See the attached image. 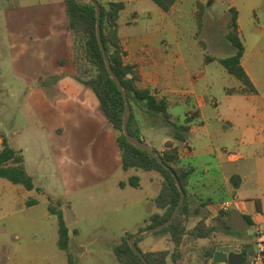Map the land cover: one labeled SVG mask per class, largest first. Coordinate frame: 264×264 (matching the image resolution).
Returning a JSON list of instances; mask_svg holds the SVG:
<instances>
[{
    "label": "crops",
    "instance_id": "obj_1",
    "mask_svg": "<svg viewBox=\"0 0 264 264\" xmlns=\"http://www.w3.org/2000/svg\"><path fill=\"white\" fill-rule=\"evenodd\" d=\"M21 1H23L21 9L38 6L32 5L29 0ZM100 1L102 3L107 1L124 3V8L120 11L116 21L119 43L123 51V63L137 66L141 77L138 86L148 88L151 94L157 98L167 99L170 103L169 110L178 105H182L184 108L188 107L183 121L176 122L181 124L185 122L186 118H189L190 121L187 124L190 127V136L201 128L210 133L214 125L211 126V121L206 119L205 107L214 106L213 100H206L199 93L197 87L201 79L200 72L204 71V65L207 64V61L204 62L205 55L200 53L197 58V55L194 57L191 52L188 54L173 23L177 19L185 21L182 18L184 14H188L196 21V1L204 6V13L213 21L214 14L219 9L216 5L221 0H177L168 12L163 11L152 0ZM39 6L42 7L40 13H35L31 19L21 24V31H15V29L11 31V25L8 24L9 34L22 38L24 42L51 39V57L53 56L55 64L54 70L47 76L57 77L54 86L74 88L84 98L94 97L92 89L79 82L75 77V68L71 61L73 38L69 35L65 1L42 0ZM227 7L230 13L229 20L230 10L236 11L238 38L244 45L241 65L257 91L253 95H244L240 92H235V94L257 101L254 109L245 110L250 111L245 112L242 120L250 121L251 117L255 115L262 122L257 131L261 137L262 147L258 153V160L256 159L250 168L244 167L243 164L240 166L237 164L236 158L239 159L241 156L234 159L227 156L223 158L225 155L221 152L224 156L221 157L222 160L218 161V168H213L212 172L210 168H205L200 171L202 176H198L196 174L198 167L190 162L193 157L190 137L187 141H183L186 148H184L183 142L179 144L180 164L190 172L185 192L189 211L185 222L186 228L191 229L197 222L203 220L206 225L213 226L215 232L211 238H200L187 242L177 249L173 248L167 234L151 233L141 237L137 245L143 252L166 249L172 252V257L168 256V264H210L205 260L204 248L211 241L216 242V246L231 245L241 249V252L244 249L246 255L243 256L246 258L254 251L258 243V236L251 234V231L256 227L261 230L260 239L264 240V197L257 195L255 191L248 194L253 191L254 185L264 180V171L261 169V160H259L264 157V134L262 132L264 129V0H229ZM10 11L14 13L15 9L10 8ZM25 14L20 11V15L15 14L12 19L20 20ZM143 17L146 18L145 21L139 23ZM41 25L46 26V33L38 31ZM25 29H31V31ZM191 34L195 37L198 33L192 31ZM41 76L43 77V75ZM42 77L39 76L41 86L47 82L41 80ZM241 86L240 83L236 85L235 89L238 90ZM227 93L229 92L227 91ZM190 107H192L191 111H189ZM100 111L102 113L101 107ZM133 112L140 138L149 147H154L159 151L163 149L166 141L172 140L171 129L161 115L146 112L139 106H135ZM235 112L237 116L240 109L236 108ZM102 115L104 116L103 113ZM174 118L177 117L174 116ZM174 118L172 117V120L175 121ZM83 125L89 129L91 126L94 127V134L99 138V150L108 154L109 157L104 162L99 160L97 166L92 168L96 174H91L90 171L87 174L85 171L83 174L80 184L84 186V193L88 191L93 194L92 198L84 196L83 201V196L81 197V194L75 191L79 183L72 188L71 192H68L74 201L84 205L80 216L73 217L72 228L66 223L70 234L69 251L74 257V264H120L113 253L114 246L121 241L124 235L139 232L138 229L145 224L148 216L160 211L156 207L155 197L161 187V176L152 170L123 169L121 152L116 142V131L112 125L102 127L92 118L84 119ZM54 130L62 132L59 126ZM82 130L85 129L82 128ZM77 135L85 138L84 132ZM17 150L22 153L21 149ZM78 162L81 167L85 166L84 159L79 158ZM24 165L29 173L25 160ZM207 174L212 179L210 183L215 182V186L220 192L215 198L200 193V187L206 185ZM132 176L139 179V186L133 187L126 183ZM121 182H124L125 185L120 186ZM34 185L42 188V192L38 193L34 189L26 190L20 185L18 192L22 198H25L18 206L32 208L40 205L41 202L35 197L37 203L26 206V200L31 197H28V194L33 191L37 194H49L43 204L44 212L41 220L33 222L34 224L40 222L42 226L44 222V228L40 231L41 236L33 242L36 244L35 250H32L27 242L14 246V253L9 264H66V254L57 245V219L50 223L45 220L50 215L55 216L49 212L48 204L50 203L49 198L53 202L52 197L56 196L51 193L48 187L35 183ZM233 195L241 200L238 207L220 215L219 203ZM60 209L66 222L72 208L68 207V213L65 211V206L62 205V208L60 206ZM20 226L23 228V225ZM240 229L245 231L244 241L219 237V234L228 235L230 232L236 234L233 236H239ZM155 244H161V247L155 249Z\"/></svg>",
    "mask_w": 264,
    "mask_h": 264
},
{
    "label": "rangeland",
    "instance_id": "obj_2",
    "mask_svg": "<svg viewBox=\"0 0 264 264\" xmlns=\"http://www.w3.org/2000/svg\"><path fill=\"white\" fill-rule=\"evenodd\" d=\"M29 1L38 6L21 9V0H0V133L7 136L11 146L22 150L34 183L48 187L56 196L52 197L53 202L59 203L61 208L62 205L65 206L66 212L68 207L72 208L66 220L71 227L73 217L80 216L84 205L74 201L68 192L79 183L75 191L83 196V201L84 196L92 198L93 194L88 191L84 193V186L80 184L83 174L85 171V174L88 171L96 174L92 168L97 166L99 160L104 162L109 157L99 150V138L94 134V127L89 129L83 125V120L92 118L102 127L111 124L102 115L95 95L84 98L74 88L54 86L57 77L47 76L54 70L55 64L53 56L51 57V39L24 42L22 38L9 34L8 24L11 25V31H21V24L42 10L39 6L42 0ZM228 2L229 0L218 1L216 6L219 9L214 14L213 21L203 13L200 28L188 14L182 16L185 21L177 19L173 23L188 54L191 52L194 57L197 55V58L200 53L214 57L212 63L207 60L204 65L197 86L199 93L206 100L211 99L215 103L214 106L205 107V117L211 121L214 128L210 133L201 128L190 136L193 157L189 161L198 167V176H202L200 171L205 168H210L211 172L213 168H218V161L226 157L221 154L223 148L235 150L236 154L241 156L236 158L237 164L250 168L256 162L262 147L261 137L257 134L262 122L255 115L250 121L242 120L245 112L250 111L245 110L254 109L257 101L227 93L228 89L235 88L240 83L228 74L217 60L232 55L235 51L226 37L230 16ZM10 8L15 9V12L12 13ZM20 11L26 13L25 16L20 20L12 19L15 14L20 15ZM145 19L143 17L139 23H143ZM198 30V34L192 36V31L196 33ZM38 31L46 33V26L41 25ZM69 35L72 36L71 31ZM39 76L42 77L41 80L47 81L43 86ZM236 108L240 109L237 116ZM191 109L192 107L189 111ZM186 110L188 107L178 105L171 108L169 114L173 118L177 117L174 118L175 121L182 122ZM57 126L62 132L54 130ZM83 132L84 139L77 135ZM222 156L224 157L221 158ZM79 158L85 160L84 167L80 166ZM259 160L264 171V157ZM205 180L206 185L200 187V193L212 198L217 197L220 192L215 182L210 183L212 179L209 174ZM20 187L0 178V264L10 263L14 246L18 243L27 242L32 250H35L36 244L33 242L41 236L40 231L44 228V222L43 226L40 222H33L41 220L43 204L49 194H37L33 191L28 197H37L41 204L32 208L19 207L25 198L18 192ZM252 189V192H248L249 195L255 191L257 195L264 197V180L259 181ZM45 220L50 223L55 222L56 218L50 215ZM20 225H23V228ZM239 232V236H233L236 234L230 232L228 235L219 234V237L244 241L245 231L240 229ZM159 247L161 244L154 246L155 249ZM243 264H249V261L245 259Z\"/></svg>",
    "mask_w": 264,
    "mask_h": 264
},
{
    "label": "trees",
    "instance_id": "obj_3",
    "mask_svg": "<svg viewBox=\"0 0 264 264\" xmlns=\"http://www.w3.org/2000/svg\"><path fill=\"white\" fill-rule=\"evenodd\" d=\"M66 5L68 28L72 33V52L71 61L75 68L76 79L84 85L90 87L97 97L102 113L116 131V142L121 152V163L124 170L141 169L155 171L161 176V187L155 197L156 207L160 210L148 216L145 224L138 231L156 226L166 221L180 199V192L172 176L173 171L180 181V184L186 192L188 184L189 170L180 164V146L183 141L190 137V127L187 124L190 120L185 119L184 123L179 124L172 120L169 114L170 103L165 98H157L151 94L148 88L138 86L140 74L137 66L134 64H125L122 60L123 51L119 43L117 19L120 11L124 8V3L120 1H107L102 3L98 1L100 7V33L103 45L109 58L111 68L121 81L122 87L130 105L128 117L129 134L137 139H141L137 128V121L133 109L139 106L146 112L159 114L164 119L167 126L171 129L172 140L164 143L162 150H157L163 160L164 165L159 163L155 156L147 151L138 149L129 143L122 133V119L125 109L124 97L110 77L101 49L96 36V11L91 3H81L76 0H64ZM163 11L168 12L177 0H152ZM196 23L200 28L204 6L196 1ZM231 17L228 22V32L226 34L234 53L224 58L217 59L226 69L228 74L233 76L241 83L240 89L230 88L229 93L240 92L244 95H253L257 91L253 86L249 76L241 65L244 53V45L238 38V25L236 22V11L231 9ZM199 30L197 31V33ZM200 44L203 45L201 42ZM204 62L214 60V57L204 56ZM264 134V129H263ZM0 178H4L11 183L19 184L26 190L34 189L36 192H42V188L34 185L32 176L26 171L23 156L20 150L15 149L9 144L8 138L0 133ZM145 142L143 139H141ZM156 150L154 147H151ZM133 187L139 186V179L132 176L126 182ZM125 183L121 182L120 186ZM48 204V210L56 216L58 239L57 245L60 250L66 254V264H74V257L69 251L70 234L67 224L64 220L59 203L51 202ZM37 203L35 197L26 200V206H32ZM226 212L220 211V215ZM189 216L188 204L185 198L172 223L163 227L153 234L164 233L169 236L174 249L200 238H211L215 232L213 226H208L203 220H200L191 229L186 228V220ZM227 228V226H226ZM132 234L124 235L119 243L113 248V253L120 264H168V256L172 252L169 250L141 251L137 245L140 238L135 239V245L142 252L146 263L142 258L133 252L128 244V238ZM217 243L211 241L205 249V260L210 264H219L212 261L213 252ZM171 253V254H170ZM246 255V250H242Z\"/></svg>",
    "mask_w": 264,
    "mask_h": 264
},
{
    "label": "water",
    "instance_id": "obj_4",
    "mask_svg": "<svg viewBox=\"0 0 264 264\" xmlns=\"http://www.w3.org/2000/svg\"><path fill=\"white\" fill-rule=\"evenodd\" d=\"M77 2H81V3H91L95 6V11H96V36H97V40H98V44L99 47L101 49L102 55H103V59L105 62V66L106 69L110 75V77L112 78V80L115 82V84L117 85V87L119 88V90L121 91L124 100H125V109L123 112V119H122V133L125 135L127 141L131 144H133L134 146H136L138 149L144 150L149 152L150 154H152L153 156H155L156 160L163 164V160L159 155V152L157 150H153L151 147H149L145 142H143L141 139H137L133 136H131L129 134L128 131V117H129V113H130V105L126 96V92L124 91L121 81L119 80V78L117 77V75L114 73V71L111 68V64L109 61V58L107 56L105 47L103 45L102 39H101V33H100V7L98 4L97 0H76ZM166 168H168L170 170V168L166 165H164ZM172 172V176L176 182V185L179 189L180 192V199L177 203V205L175 206L174 210L172 211L170 217L162 222L161 224H158L156 226L147 228L145 230L136 232L135 234H132L129 238H128V244L130 246V248L133 250L134 253L138 254L142 260L146 263V260L143 257L142 252L137 248V246L135 245V239L136 238H140L143 237L145 235L151 234L157 230L162 229L163 227L168 226L170 223H172L174 217L176 216L177 212L179 211L180 207L182 206V204L184 203L185 200V192L180 184L179 179L177 178V175ZM256 250V248H254V251ZM253 252H251V254H249L246 258H244L241 249L239 248H235L233 246H216L215 250L213 252V256H212V261L215 263H227V264H243L244 260H251L252 256H253Z\"/></svg>",
    "mask_w": 264,
    "mask_h": 264
},
{
    "label": "built area",
    "instance_id": "obj_5",
    "mask_svg": "<svg viewBox=\"0 0 264 264\" xmlns=\"http://www.w3.org/2000/svg\"><path fill=\"white\" fill-rule=\"evenodd\" d=\"M212 104L214 105V101H212ZM184 148H186L185 142H183ZM222 153L229 157H237L239 155L236 154L235 150H228L226 148L222 149ZM241 200L236 196L233 195L227 200H223L219 203L218 207L220 211L228 212L233 208L238 207ZM251 234H254L258 236V243L256 246V250L253 253V256L250 260V264H264V240L260 239L261 237V230L256 227L251 231Z\"/></svg>",
    "mask_w": 264,
    "mask_h": 264
}]
</instances>
